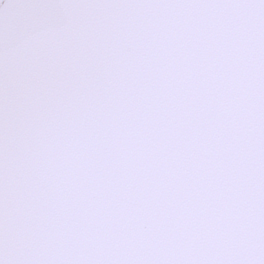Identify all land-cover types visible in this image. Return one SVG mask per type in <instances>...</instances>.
Masks as SVG:
<instances>
[{
	"label": "snow or ice",
	"instance_id": "obj_1",
	"mask_svg": "<svg viewBox=\"0 0 264 264\" xmlns=\"http://www.w3.org/2000/svg\"><path fill=\"white\" fill-rule=\"evenodd\" d=\"M0 264H264V0H0Z\"/></svg>",
	"mask_w": 264,
	"mask_h": 264
}]
</instances>
